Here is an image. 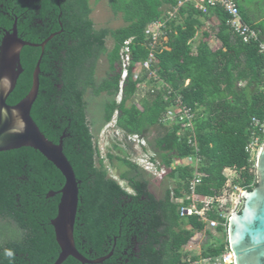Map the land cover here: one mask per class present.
Returning a JSON list of instances; mask_svg holds the SVG:
<instances>
[{"label": "trees", "instance_id": "obj_1", "mask_svg": "<svg viewBox=\"0 0 264 264\" xmlns=\"http://www.w3.org/2000/svg\"><path fill=\"white\" fill-rule=\"evenodd\" d=\"M165 3L176 6L178 0H109L112 12L121 15L124 25L95 29L89 0H0V38L14 21L18 36L32 43L55 33L43 49L38 94L30 115L49 140L57 143L64 135L63 153L79 182L73 233L76 248L89 259L111 252L99 263H81L68 256L60 264H182L187 255L183 246L205 229L206 223L196 215L179 214V207L189 203L183 197L195 168L192 162L173 166L176 160L188 157L192 161L195 154L199 156L198 170L203 176L195 192L202 196L221 192L229 179L226 168L237 174L232 186L251 190L257 183L245 146L251 138L252 117L264 120V64L257 42L245 43L231 32L221 8L208 11L219 20V48L212 50L201 41L192 50L191 39L200 26L197 16L210 14L184 2L178 7L183 23L175 19L167 23L171 28L167 48L155 53L152 64L192 107L197 153L187 143L190 133L178 136V126L169 130L159 123L171 100L164 98L163 90L136 102L139 80L132 79V66L123 82L121 98L116 100L123 42L132 38L133 61L144 60L148 54L146 27L163 16L161 7ZM238 8L241 15L242 8ZM246 23L260 27L248 20ZM108 35L113 40L110 49L105 44ZM260 38L264 39L263 32ZM40 53V47H22V72L6 99L8 104H16L28 93ZM103 55L107 72L96 82L97 62ZM88 90L95 96L104 93L109 97L103 106V123L116 112V127L124 136L142 137L151 127L163 128L155 147L160 157L158 167H165V175L175 181L173 196L166 190L163 197L156 198L148 190L145 170L126 157L106 154L109 161L117 159L126 167L119 177L131 191L109 176L87 119L84 96ZM63 184L61 172L37 150L20 147L0 151V227L8 234L0 230V264L55 262L59 246L50 222L56 216L60 194L49 193L60 190ZM175 198L182 201L175 202ZM208 215L218 218L212 212ZM215 229L225 230L221 224ZM226 244V240H217L190 258L218 255Z\"/></svg>", "mask_w": 264, "mask_h": 264}, {"label": "water", "instance_id": "obj_2", "mask_svg": "<svg viewBox=\"0 0 264 264\" xmlns=\"http://www.w3.org/2000/svg\"><path fill=\"white\" fill-rule=\"evenodd\" d=\"M52 33L40 43H32L18 36L16 21L0 38V151L31 147L40 152L61 172L62 188L49 195L60 194L56 216L51 219L59 254L53 264H60L72 256L81 263H99L111 255L96 259L85 257L75 246L74 223L78 207V181L70 162L63 153L62 135L55 143L40 131L30 115L39 88L40 60L46 42ZM23 46L41 48L32 73L28 93L16 104L6 99L14 89L22 72L20 52ZM256 185L242 193V205L227 221V243L234 254L235 264H264V144L255 161Z\"/></svg>", "mask_w": 264, "mask_h": 264}, {"label": "built area", "instance_id": "obj_3", "mask_svg": "<svg viewBox=\"0 0 264 264\" xmlns=\"http://www.w3.org/2000/svg\"><path fill=\"white\" fill-rule=\"evenodd\" d=\"M184 2H191L195 8L202 13H208L210 8L219 7L224 13L227 14L225 21L226 26L238 35L245 43L255 41L257 42L258 52L262 56L264 64V39L260 38L261 30L256 28L245 21H243L238 4L235 0H179L177 7ZM173 16V13H170ZM171 31L167 21L155 20L152 21L146 27L145 46L148 49L147 57L142 61H133L130 44L132 38L126 39L120 49L121 57V79L119 82V93L116 100L119 101L122 94L123 82L129 74V69L132 66V79L139 80L137 83V90L135 93V100L144 97L147 94H153L156 90L164 91V98L169 101L168 106L162 111L159 117V123L172 130L174 126H178V136H183L187 132L190 133L187 137V143L193 147L194 152H198V146L193 134V118L194 111L192 107L183 102L182 95L176 92L170 85H168L158 74L156 68L152 66L155 61V53L161 49L167 48L166 41L168 39L169 32ZM116 112L112 119L106 124L109 127H116ZM121 131L120 129H116ZM119 133V132H118ZM122 133V131H121ZM123 134V133H122ZM186 136V135H185ZM128 140L137 142L141 136L138 134H129L126 136ZM264 120L261 121L256 117L251 119V138L249 143L245 146V151L249 154V162L255 169V161L258 156L262 145L264 144ZM135 142V143H136ZM140 144V142H139ZM142 145V144H141ZM145 156V155H144ZM199 156L195 154L192 161L191 158L179 159L176 164L180 167L190 164L194 165V173L188 184V191L185 193L183 200H189L186 205L179 207L180 216L196 215L198 218L206 223V226L210 228H216L218 224H221L227 229V221L229 216L240 209L242 205V193L244 189L238 186H232L229 183V179L226 181L224 187L219 194L214 195H199L195 192L196 186L201 182L203 173L198 170ZM143 164L144 170L152 173H163L165 167H158L159 163L151 156H147ZM167 170V169H166ZM229 183V184H228ZM175 198V202H181ZM228 206H231L229 211H226ZM217 214L218 218H222L221 221L218 218H210L209 213ZM227 241V238H226ZM182 264H235L234 254L231 251L228 243L225 245L224 250L215 256L200 257L197 260H191L189 256L182 259Z\"/></svg>", "mask_w": 264, "mask_h": 264}, {"label": "rangeland", "instance_id": "obj_4", "mask_svg": "<svg viewBox=\"0 0 264 264\" xmlns=\"http://www.w3.org/2000/svg\"><path fill=\"white\" fill-rule=\"evenodd\" d=\"M247 1H250L249 3L254 5L256 12L264 11V0ZM89 3L92 8L90 18L93 21V26L95 29H114L124 25L121 15L114 14L112 12L109 5V0H89ZM105 44L107 49H110L113 45V40L109 35L106 37ZM106 72L107 61L105 55H103L97 62L95 73L96 82L100 81L106 75ZM84 97L87 102V119L90 122L91 132L94 135V142L99 148L101 157L104 158V164L108 174L117 180L123 188L131 191L127 182L119 177V174L124 172L126 167L117 159L109 161L106 157V154L112 153L120 157H126L127 159L135 162L142 170H144L143 164L146 163L145 159L147 156H153L158 163L160 162L158 150L155 147V139L163 131V128L158 126L151 127L141 138H139V140H137V142L135 141L136 143L132 142L128 140L127 137L121 133V131H118L116 128L109 127L106 123H103V106L109 99L106 94L101 93L100 95L95 96L90 92V90H88ZM137 105L139 106V103H137ZM115 145H118V147H115ZM178 161L179 160H176L173 166H178L176 164ZM164 170L165 172L161 174L152 173L145 170V178L148 181V190L156 198L163 197L166 190H170V195L173 196L172 190L176 186L174 179L167 177L165 175L167 170ZM225 172L229 176V183H231L232 179L237 176V174L234 172ZM178 200L181 201V198ZM229 207L231 208V206H228V208L226 206V211L230 210ZM0 230L4 235H8L7 232L4 231L3 227H0ZM226 238V229L223 231H217L215 228L205 226V229L194 234L188 243L183 246L182 251H185L189 256L199 255L205 246H208L211 243H216L217 240L225 241Z\"/></svg>", "mask_w": 264, "mask_h": 264}, {"label": "crops", "instance_id": "obj_5", "mask_svg": "<svg viewBox=\"0 0 264 264\" xmlns=\"http://www.w3.org/2000/svg\"><path fill=\"white\" fill-rule=\"evenodd\" d=\"M235 1L239 5V7L242 8L241 16L243 17L245 22H247V20H248L252 24L260 25L259 28L261 29V32L264 33V11L263 12H261V11L256 12L254 5L249 3L250 1L249 2L247 0H235ZM161 8L163 10V16H161L159 20H161V21L166 20L168 23L170 20L172 21L173 19H175L177 21V23H179V24L183 23V17H181L178 14V7L177 6H171L169 3H165L162 5ZM170 13H173V16H170ZM196 20L199 22L200 26L197 27L195 35L191 39L192 50L195 51L197 48V45L201 41H206L208 46L212 50L219 48L221 46V42L216 36V32L218 30L217 24L219 23L218 17L215 14H210L208 17H204V16L200 15V16H197ZM188 81L189 80L187 79L185 81V84H187ZM151 157H153V156H151ZM225 171L232 172L230 169H227V168L225 169ZM183 252H185V251H183ZM187 256H189V255L187 254L186 257Z\"/></svg>", "mask_w": 264, "mask_h": 264}, {"label": "clouds", "instance_id": "obj_6", "mask_svg": "<svg viewBox=\"0 0 264 264\" xmlns=\"http://www.w3.org/2000/svg\"><path fill=\"white\" fill-rule=\"evenodd\" d=\"M114 128V127H113ZM116 129H118L117 127H115ZM226 231H227V229H226ZM227 233V232H226ZM9 255H11V253H9Z\"/></svg>", "mask_w": 264, "mask_h": 264}]
</instances>
